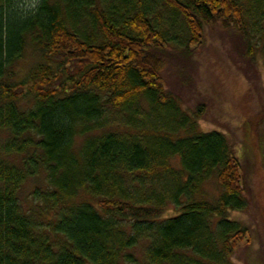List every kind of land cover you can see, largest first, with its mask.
<instances>
[{
  "label": "trees",
  "instance_id": "trees-1",
  "mask_svg": "<svg viewBox=\"0 0 264 264\" xmlns=\"http://www.w3.org/2000/svg\"><path fill=\"white\" fill-rule=\"evenodd\" d=\"M214 31L264 53V0H0V264H234L243 166L163 77Z\"/></svg>",
  "mask_w": 264,
  "mask_h": 264
},
{
  "label": "rangeland",
  "instance_id": "rangeland-1",
  "mask_svg": "<svg viewBox=\"0 0 264 264\" xmlns=\"http://www.w3.org/2000/svg\"><path fill=\"white\" fill-rule=\"evenodd\" d=\"M25 2L30 6L37 0ZM237 44L236 35L207 32L204 44L188 61L164 58L167 67L163 77L186 114H200L196 120L198 129L221 134L243 166L248 207L242 212H230L228 219L241 222L250 232L249 240L240 244L232 261L264 264V53L256 50L255 57L249 60ZM45 186L42 177L23 186L19 199L26 210L34 203V189L43 190ZM214 191L212 186L206 188L209 194ZM175 213L168 207L162 218ZM140 250L141 246L134 251L139 261Z\"/></svg>",
  "mask_w": 264,
  "mask_h": 264
}]
</instances>
